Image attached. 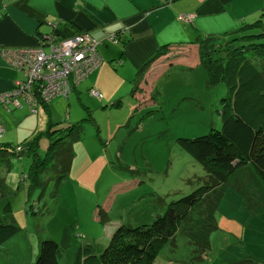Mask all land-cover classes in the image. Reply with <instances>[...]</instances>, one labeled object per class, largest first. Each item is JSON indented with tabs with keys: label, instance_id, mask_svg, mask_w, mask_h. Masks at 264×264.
Wrapping results in <instances>:
<instances>
[{
	"label": "rangeland",
	"instance_id": "1",
	"mask_svg": "<svg viewBox=\"0 0 264 264\" xmlns=\"http://www.w3.org/2000/svg\"><path fill=\"white\" fill-rule=\"evenodd\" d=\"M96 63L94 66L100 64ZM185 68L176 66L165 75L162 68L154 74L148 71L143 81L146 87L134 91L132 82L114 101H100L94 98L97 94L92 93V97L87 91L78 97L74 92L69 100L54 101L48 110L40 108L39 115L34 116L35 135L46 132L50 121H82L84 134L74 144L72 171L58 187L52 174L44 172L40 179L34 178L27 156L11 158L10 168L0 166V179L7 185V194L0 199V219L20 227V232L1 248L0 264L35 263L39 242H61L66 227H71V249L62 259L63 264H70L81 245L108 242L109 226L112 232L113 226L121 224H153L173 201L197 189L196 182L205 177L204 169L181 150L177 139L200 137L212 128L220 130L222 100L228 91L225 85L207 89L203 67ZM25 142L8 147L17 154ZM0 149L5 150L4 145ZM47 157L44 166L49 165ZM100 208L107 213L109 223L100 222ZM246 208L252 217L264 216V203ZM198 210L203 216V205ZM87 232L93 233L91 238L85 236ZM225 240L215 231L208 258L195 264H220L218 255ZM192 258L189 240L180 231L176 247H165L154 264H190Z\"/></svg>",
	"mask_w": 264,
	"mask_h": 264
},
{
	"label": "trees",
	"instance_id": "2",
	"mask_svg": "<svg viewBox=\"0 0 264 264\" xmlns=\"http://www.w3.org/2000/svg\"><path fill=\"white\" fill-rule=\"evenodd\" d=\"M125 35L119 33L114 36V41H110L113 44H126L130 39ZM48 36L61 39L56 35H46ZM197 44L200 66L207 72L206 88L211 90L225 85L228 91L222 100L220 130L212 128L208 134L200 137L177 139L181 150L203 167L205 177L198 179L196 183L199 186L190 195L173 201L165 214L156 216L153 224L138 227L122 224L113 226L108 242L81 245L70 264H154L165 247H176L180 231L189 240L193 251L190 264L204 261L212 249L210 237L218 229L216 213L226 188L232 186L242 195H248L249 188H256L258 182L264 184V15L241 27L229 40L222 42L219 38L209 35L198 38ZM98 46L99 43L97 51L100 55ZM171 48L172 46L167 45L160 51L173 53L167 61L171 59L173 62L182 57L181 51H172ZM163 53L148 60L137 71L134 91L143 83L146 71ZM174 67L176 66L171 64L168 70ZM179 67L186 66H177ZM92 74L78 85L72 81L70 95ZM93 91L94 88L89 91L91 96ZM69 96L63 99H68ZM20 100L18 105L12 103L7 106L8 111L10 112L9 108L12 106L20 107ZM51 103L40 105L39 108L48 109ZM29 110L31 112L30 106ZM81 122L64 124L50 121L48 130L26 141L17 154L13 148L8 147L9 145L0 143V147H5V150L0 149V166L10 168L11 158L27 156L32 161L30 171L34 178L40 179L44 172L52 174L57 181V187L60 186L72 171L74 144L81 141L84 134ZM43 138L49 141L45 157H42L40 152V142ZM46 157L49 165L44 166L42 162ZM37 168L40 171L36 172ZM6 194V181L0 179V199ZM261 203H264V199L255 202L249 198V207ZM201 205L204 208L203 216L198 210ZM98 211L100 222L109 223L107 213L102 208ZM34 213H39V210L34 209ZM6 221V218L0 219V250L20 232L16 222ZM71 229L73 230L66 227L61 242L41 240L39 254L33 264H63V254L71 249L72 245Z\"/></svg>",
	"mask_w": 264,
	"mask_h": 264
},
{
	"label": "crops",
	"instance_id": "3",
	"mask_svg": "<svg viewBox=\"0 0 264 264\" xmlns=\"http://www.w3.org/2000/svg\"><path fill=\"white\" fill-rule=\"evenodd\" d=\"M188 15L191 21L180 19ZM263 15L264 0H0V94L23 78V73L6 63L2 51L34 48L46 35L61 39L83 35L95 39L103 65L74 92L79 97L94 88L101 94V101H114L122 97L124 87L131 86L137 71L163 53L160 51L167 45L172 46V51H181L182 57L167 61L173 53L164 52L142 81H146L151 70L154 74L162 68L164 75L171 64L195 69L200 66L198 38L213 35L221 41L229 40L241 27ZM119 33L130 40L123 45L113 44L109 37ZM20 104L9 108L10 112L0 106L1 144H22L36 136L32 127L40 108L37 114H32L27 102L21 99ZM48 147V139H42V157ZM249 198L255 202L264 199V184L258 182L256 188H249L248 195L232 186L226 188L216 213L217 232L226 239L218 255L220 264H264V216L256 218L246 213ZM111 226L106 230L107 237L112 234ZM92 235L85 233L89 238Z\"/></svg>",
	"mask_w": 264,
	"mask_h": 264
},
{
	"label": "built area",
	"instance_id": "4",
	"mask_svg": "<svg viewBox=\"0 0 264 264\" xmlns=\"http://www.w3.org/2000/svg\"><path fill=\"white\" fill-rule=\"evenodd\" d=\"M180 19L191 21L192 17L181 16ZM114 39L109 37L111 41ZM97 45V41L81 35L70 39L48 36L34 48L4 49L3 59L17 72L23 73V78L17 79L12 89L0 94V106L18 105V100L24 98L31 112L37 114L40 105H48L59 97L67 98L72 92V81L78 85L103 63ZM77 62L86 64L79 66ZM95 62L100 63L98 67L94 66ZM92 93L101 98L98 91ZM2 132L0 127V136Z\"/></svg>",
	"mask_w": 264,
	"mask_h": 264
}]
</instances>
